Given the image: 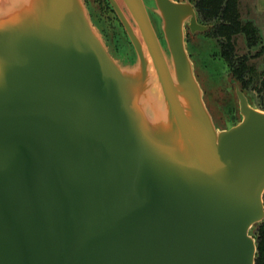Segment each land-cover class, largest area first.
Here are the masks:
<instances>
[{"label": "water", "instance_id": "obj_1", "mask_svg": "<svg viewBox=\"0 0 264 264\" xmlns=\"http://www.w3.org/2000/svg\"><path fill=\"white\" fill-rule=\"evenodd\" d=\"M0 0V264H255L264 111L220 129L185 42L191 0Z\"/></svg>", "mask_w": 264, "mask_h": 264}, {"label": "rangeland", "instance_id": "obj_2", "mask_svg": "<svg viewBox=\"0 0 264 264\" xmlns=\"http://www.w3.org/2000/svg\"><path fill=\"white\" fill-rule=\"evenodd\" d=\"M238 1L241 18L251 19L256 24L259 29L260 40L254 47L248 48L244 38H239L235 53L237 56L247 54L249 59L256 62L258 69H263L264 13L257 11L256 0ZM84 2L93 23L100 30L101 36L106 41L111 53L116 58L122 54L133 58L132 46L108 2L106 0H84ZM187 32L185 29V35ZM188 40L186 45L194 64L195 76L203 90L204 101L215 125L220 129L235 125L241 119L234 88V84L238 85V83L231 77L224 62L218 55L214 54L218 50L215 42L202 32L190 35ZM259 50H261L260 53L252 56ZM243 93L253 107L264 111V95L258 91V87L248 88ZM253 228L250 230L252 235Z\"/></svg>", "mask_w": 264, "mask_h": 264}, {"label": "trees", "instance_id": "obj_3", "mask_svg": "<svg viewBox=\"0 0 264 264\" xmlns=\"http://www.w3.org/2000/svg\"><path fill=\"white\" fill-rule=\"evenodd\" d=\"M191 2L195 7L198 21L211 25L203 34L215 42L218 50L214 54L224 62L239 88L245 91L258 87V91L264 95V68L258 69L256 62L249 59L247 54L237 56L235 53L239 38H244L248 48L254 47L260 40L256 24L251 19L241 18L239 1L191 0ZM253 235L257 247L255 264H264V220L254 226Z\"/></svg>", "mask_w": 264, "mask_h": 264}, {"label": "crops", "instance_id": "obj_4", "mask_svg": "<svg viewBox=\"0 0 264 264\" xmlns=\"http://www.w3.org/2000/svg\"><path fill=\"white\" fill-rule=\"evenodd\" d=\"M255 7L257 11L264 13V0H256Z\"/></svg>", "mask_w": 264, "mask_h": 264}, {"label": "flooded vegetation", "instance_id": "obj_5", "mask_svg": "<svg viewBox=\"0 0 264 264\" xmlns=\"http://www.w3.org/2000/svg\"><path fill=\"white\" fill-rule=\"evenodd\" d=\"M185 29H187V31L189 32V30H188V28L187 27H185ZM187 32V35H185V42H186V44H188V37L190 36V35H193V34H191L190 32L188 33ZM205 32V31H204ZM204 32H202V33H204ZM196 33H198V32H196ZM189 34V35H188ZM195 34V33H194Z\"/></svg>", "mask_w": 264, "mask_h": 264}]
</instances>
